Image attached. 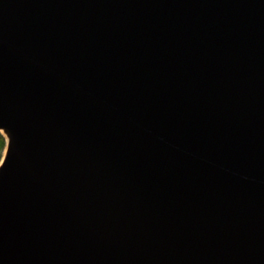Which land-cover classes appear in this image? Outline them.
Returning a JSON list of instances; mask_svg holds the SVG:
<instances>
[{
	"label": "water",
	"instance_id": "1",
	"mask_svg": "<svg viewBox=\"0 0 264 264\" xmlns=\"http://www.w3.org/2000/svg\"><path fill=\"white\" fill-rule=\"evenodd\" d=\"M0 264H264V0H0Z\"/></svg>",
	"mask_w": 264,
	"mask_h": 264
},
{
	"label": "trees",
	"instance_id": "2",
	"mask_svg": "<svg viewBox=\"0 0 264 264\" xmlns=\"http://www.w3.org/2000/svg\"><path fill=\"white\" fill-rule=\"evenodd\" d=\"M6 143H7V141H6L5 136L0 132V159L2 157V153H3L4 149L6 147Z\"/></svg>",
	"mask_w": 264,
	"mask_h": 264
},
{
	"label": "bare ground",
	"instance_id": "3",
	"mask_svg": "<svg viewBox=\"0 0 264 264\" xmlns=\"http://www.w3.org/2000/svg\"><path fill=\"white\" fill-rule=\"evenodd\" d=\"M0 131L5 133V131L2 128H0ZM8 147H9V140L7 139V145H6V147H5L4 151H3V156H2L1 161H0V167H1L2 162H3V160H4V158H5L6 154H7Z\"/></svg>",
	"mask_w": 264,
	"mask_h": 264
},
{
	"label": "rangeland",
	"instance_id": "4",
	"mask_svg": "<svg viewBox=\"0 0 264 264\" xmlns=\"http://www.w3.org/2000/svg\"><path fill=\"white\" fill-rule=\"evenodd\" d=\"M2 156H3V153H2Z\"/></svg>",
	"mask_w": 264,
	"mask_h": 264
}]
</instances>
